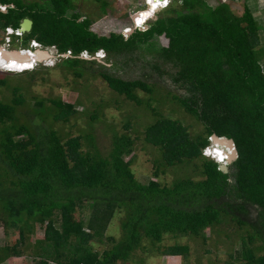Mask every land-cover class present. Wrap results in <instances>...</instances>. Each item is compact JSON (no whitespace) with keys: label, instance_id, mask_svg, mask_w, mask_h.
<instances>
[{"label":"trees","instance_id":"trees-1","mask_svg":"<svg viewBox=\"0 0 264 264\" xmlns=\"http://www.w3.org/2000/svg\"><path fill=\"white\" fill-rule=\"evenodd\" d=\"M94 1L102 9L98 17L77 11V0H50L52 7L36 1L0 0L8 6L0 9V31L4 33L8 26L18 29L25 18H31L33 28L20 44L28 47L36 39L44 47L56 46L60 55L71 51V56L56 60L77 79L86 77V63L91 62L80 57L83 52L104 50L108 60L117 59L161 38L154 68L163 75L162 67L171 66L172 80L185 94L158 96L156 85L144 79L128 80L108 70L99 73L119 96L154 113L155 122L148 125L146 136L161 153L155 161V179L142 183L136 177L134 156L125 159L133 154L136 140L126 134L115 136L109 156L97 149L94 136L89 138L87 151L82 149L81 137L74 138L68 148L54 124L68 123L76 114L75 103L58 99L50 106L34 96L32 86L39 70L21 72L24 78L0 70V219L20 228L19 241L0 248V261L26 255L31 236L42 231L44 237L33 246L36 264H119L144 249L146 240L156 246L170 235L206 242L207 229L213 232L227 222L242 231L238 259L264 264L260 20L248 4L238 15L227 2L214 6L207 0H175L147 30L137 29L127 37L122 31L106 34L96 28L97 20L110 13L112 3ZM140 91L148 93V99ZM152 101L178 105L203 123V132L192 136L180 119L153 109ZM91 117L101 116L93 112ZM214 133L233 138L238 147L239 156L229 173L202 155ZM221 146L217 156L226 148ZM185 164L194 166V173L202 178L181 176L172 185L163 180L169 169ZM80 208H92L90 217L79 214ZM122 212V235L119 239L106 236L116 214ZM18 218L25 222L18 225ZM105 238L111 247L102 253L94 250L92 240L105 242ZM187 250L176 242L164 252L186 256Z\"/></svg>","mask_w":264,"mask_h":264},{"label":"rangeland","instance_id":"rangeland-1","mask_svg":"<svg viewBox=\"0 0 264 264\" xmlns=\"http://www.w3.org/2000/svg\"><path fill=\"white\" fill-rule=\"evenodd\" d=\"M27 2H40L41 4L52 7L50 0H26ZM112 3V8L109 7L110 13L104 18L98 19L95 26L101 32L109 34L111 31L120 32L133 26L134 17L136 22L141 24L149 20L156 9L162 8L166 2L164 0H152L149 8L145 10L144 0H107ZM211 5H218L221 2L230 3L234 12L242 15L245 6L248 4L254 14L263 25L261 31V39L264 45V0H207ZM100 3L94 0H77V11L85 12L93 17L102 15ZM87 5V6H86ZM90 5V6H88ZM116 11V15L115 11ZM159 10V9H158ZM142 11V12H141ZM163 11V10H162ZM160 11V12H162ZM159 12V13H160ZM128 26V27H127ZM4 34L0 31V44L4 42ZM21 39H16L13 47H24L21 45ZM162 39L158 38L148 47H142L135 54L124 55L117 59H110L105 61H96V63L87 62V75L85 78L77 79L71 72L65 70L61 64V60L51 58L46 62L34 65L35 70H39L37 82L32 86L33 95L39 96L46 100L47 105H54L51 101L58 99H70L75 103L76 114L71 116L68 123L63 121L55 122V129L62 132L65 137L68 148L69 143L72 144L74 138L81 137L82 149L88 150L90 148L89 138L95 137L97 149L103 153L104 156H109L113 150V143L116 135L126 134L133 138L134 144L132 155H126L125 159L130 160L133 157L132 168L135 171L136 177L142 183H148L149 180L155 179V161L161 157V153L156 148L153 142L147 141L146 131L148 125L155 122L154 113L146 107H140L133 102L127 100L124 96H119L111 90L107 82L99 75L100 71L112 72L124 79H144L156 85L158 96L171 94H185L180 86L174 84L172 75L174 70L169 65L162 67L163 75L155 70L154 64L157 61V51L160 48ZM53 54L56 57V50ZM116 60V64L114 62ZM106 63V64H104ZM264 63V62H263ZM104 64L105 67L101 65ZM7 70H25L26 68H33V64L21 65L18 63H7L4 65ZM32 69V70H34ZM30 70V71H32ZM21 72H16L12 75L13 78H24L19 76ZM153 78V79H152ZM142 98L148 99V93L145 91L139 92ZM3 93L0 89V97ZM29 97V96H28ZM172 99V96L170 100ZM152 108L162 113L166 117L173 119H180L181 122L188 128L192 136L201 134L204 130V125L191 115L186 113L184 109L171 102L166 105H161L158 102H151ZM146 110H145V109ZM93 112H98L100 118H92ZM152 115L155 117H152ZM39 120V116L35 117ZM129 123L128 126L126 124ZM43 124V123H39ZM181 176H191L195 178H202L194 173V166L185 164L182 168L172 167L168 173L162 178L169 185H172L176 179ZM87 213L89 218L92 208L87 210L79 209L78 213ZM84 216V215H83ZM124 213L116 214L112 224L110 225L106 236H112L119 239L122 235L121 222ZM60 218V217H59ZM18 225L25 222V218H18L15 220ZM60 220L57 221V225ZM59 226V225H58ZM208 241L203 239H189L181 238L174 239L167 235L162 244L154 246L151 241H145L144 249H139L133 255L130 261L120 262L119 264H228L229 261L236 264H246L243 259H238L237 252L242 250V231L237 229V226L231 223H223L217 227L213 232L210 229L206 230ZM20 228L15 225L4 224L0 219V248L6 244H15L19 241ZM44 237V232H35L31 236L30 250L22 257H12L6 262L0 264H36L33 257L34 242L36 239ZM186 245L187 255H173L166 254L164 249L167 246L175 243ZM257 245L259 243H256ZM112 244L100 240H92V247L101 253L111 247ZM233 255V256H232ZM51 264H54L51 262Z\"/></svg>","mask_w":264,"mask_h":264},{"label":"clouds","instance_id":"clouds-1","mask_svg":"<svg viewBox=\"0 0 264 264\" xmlns=\"http://www.w3.org/2000/svg\"><path fill=\"white\" fill-rule=\"evenodd\" d=\"M145 1V10L144 11H146L148 8H149V6L151 5V0H144ZM174 1L175 0H164V2H166V4L162 7V8H158V9H156V11H157V13H154V15H152V17L149 19V20H147L146 22H143V23H141V24H138L137 22H136V17H134V24H133V26H127L128 28L127 29H125V30H122V33L124 34V35H126L127 37L128 36H130L131 34H133L137 29H139V30H147L148 28H149V24H150V22L152 21V20H155V19H157L158 18V13L160 12V11H162V10H165V9H167V8H169L173 3H174ZM182 2V1H181ZM8 8V6L7 5H4V4H0V9H2V10H6ZM142 12V11H141ZM27 32H29V31H27ZM27 32H25V31H22L21 30V27L20 28H18V29H16V28H14L13 26H8L7 28H6V30H5V32L3 33L4 34V42H2L1 44H0V47H3V48H5L6 50H21V51H31V53H32V51H34V50H36V49H40V50H49L52 54H53V50L55 49L56 50V57H55V55H54V58L55 59H57L59 56H71L72 55V52L71 51H69V52H67V53H65V54H58V50H57V48H56V46H52V47H44V45H42L40 42H38L36 39H33V40H31L30 41V43H29V46L28 47H25V48H23V47H18V48H14L13 47V45H14V43L16 44V42H15V40L17 39L16 37H20V39L23 37V35L25 34V33H27ZM8 36H10V38H11V41L10 42H8V40H7V37ZM19 40V39H18ZM22 40V39H21ZM22 42V41H21ZM0 55H2V54H0ZM81 58H83V59H86V60H90V61H107L108 60V58H107V54H106V52L104 51V50H100V51H98V52H96L95 54H89L88 52H83L82 54H81V56H80ZM4 59H5V57H4ZM7 60V59H6ZM8 61V60H7ZM47 60H44L43 62H36V66L37 65H40V64H42V63H44V62H46ZM105 61V62H106ZM104 64H106V63H104ZM35 66V67H36ZM35 67H33V68H35ZM33 68H29V69H25V70H22V71H19V70H15V71H10L9 70V72H23V71H26V70H30V69H33ZM8 68H6L5 66H3V65H0V70H2V71H8L7 70ZM215 134V133H214ZM213 134V135H214ZM213 135L209 138V144L206 146V147H204L203 149H202V155L204 156V157H206V158H208V159H211V160H213L214 162H216L219 166H220V170H221V165L222 164H224V165H228L229 166V169H230V165L233 163H229L228 162V159H229V156L228 155H222V158L220 157V156H217V153H216V150L218 149V148H223L221 145L220 146H215V142H214V140H213ZM220 137H223V136H220ZM227 137V136H226ZM226 147V146H225ZM238 148V147H237ZM228 149V148H227ZM226 151V150H225ZM230 151V149H228V152ZM228 154V153H227ZM217 156V157H216ZM178 168H182V167H184V166H177ZM195 178V177H194ZM6 262V261H5ZM1 263H3V262H1Z\"/></svg>","mask_w":264,"mask_h":264},{"label":"water","instance_id":"water-1","mask_svg":"<svg viewBox=\"0 0 264 264\" xmlns=\"http://www.w3.org/2000/svg\"><path fill=\"white\" fill-rule=\"evenodd\" d=\"M34 22L31 18H25L23 20V22L21 23V30L22 31H31L33 28ZM3 47H0V49L2 50ZM5 53V54H4ZM4 53L3 56L5 57V59L9 60L11 59L10 57H14L17 58L18 62L19 61H25V60H32V58H35V62H43L44 60H41L42 56L46 57V60H49L51 58H54V55L49 51V50H40V49H36L34 51H21V50H5L4 49ZM14 53H16L14 55ZM34 53H36V55H33ZM45 54V55H42ZM39 60H38V59ZM34 60V59H33ZM16 61V60H15ZM213 140L215 143H220L224 146H226L228 149H230L228 156V162L232 163L233 161H235L238 156H239V150L237 148L236 142L233 138L230 137H220L217 134L213 135ZM221 170L225 173H229L230 169L228 165H221Z\"/></svg>","mask_w":264,"mask_h":264},{"label":"bare ground","instance_id":"bare-ground-1","mask_svg":"<svg viewBox=\"0 0 264 264\" xmlns=\"http://www.w3.org/2000/svg\"><path fill=\"white\" fill-rule=\"evenodd\" d=\"M4 49L5 48H2V50L0 49V54H2V55H0V65H6L7 63H9V64H11V63H18V64H21V65H30V64H33V66L32 67H34V65L36 64V62H35V58H32V60H25V61H19L18 62V60H17V58H14V57H10L11 59H9L8 61L6 60V59H4V56H3V53H4ZM6 50V49H5ZM5 54V53H4ZM16 53H14V55H15ZM33 55H36V53H34ZM42 55H45V54H42ZM46 57H44V56H42V58H41V60H46L45 59ZM34 59V60H33ZM38 59V58H37ZM16 60V61H15ZM39 60V59H38ZM26 69H28V68H26ZM215 144H219V145H222V144H220V143H215ZM226 150V151H225ZM227 153H229L228 152V149H227V147L226 148H224V149H222V151H220V153H219V156L222 158V155H228Z\"/></svg>","mask_w":264,"mask_h":264},{"label":"built area","instance_id":"built-area-1","mask_svg":"<svg viewBox=\"0 0 264 264\" xmlns=\"http://www.w3.org/2000/svg\"><path fill=\"white\" fill-rule=\"evenodd\" d=\"M7 40H8V42H10V41H11V38H10V36H8V37H7Z\"/></svg>","mask_w":264,"mask_h":264}]
</instances>
